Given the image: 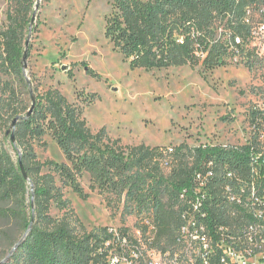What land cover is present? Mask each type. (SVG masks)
I'll return each instance as SVG.
<instances>
[{
    "label": "trees",
    "instance_id": "obj_1",
    "mask_svg": "<svg viewBox=\"0 0 264 264\" xmlns=\"http://www.w3.org/2000/svg\"><path fill=\"white\" fill-rule=\"evenodd\" d=\"M7 1L6 26L0 31V72L23 81L21 62L34 1ZM249 10L264 18V0H113L105 17L104 37L132 70L201 66L204 75L225 65L228 45L217 38V20L230 30L232 45L239 48L252 37L246 23ZM246 58L251 70L257 59L254 49L247 51ZM81 65L99 79L86 63ZM35 98L30 118L16 126L15 146L5 136L0 112V201L7 205L1 214L18 223L26 234L3 264H106V243L112 234L106 228L100 234L85 232L63 197L68 188L81 200L88 198L79 182L83 174L88 175L92 192L123 201L129 213H149L155 228L152 245L162 253L166 249L159 245L161 241H177L183 214H193L196 204V226H202L215 244L227 243L224 237L235 238L239 231L250 239V246H262L264 253V155L260 156L263 180L261 185L256 182V188L251 166L252 155L262 153L260 147L200 146L194 149L189 164L182 145L169 153L168 148L125 145L110 137L105 128L93 132L80 108L69 104L58 90L35 92ZM97 98L88 94L84 101L89 105ZM30 106L26 104L22 116ZM10 116L13 120L20 115L16 109ZM46 135L56 143L65 163L37 159L32 141ZM18 151L28 180L19 168ZM167 168L168 174L164 172ZM197 175L201 184L194 181ZM229 190L239 202L231 200ZM253 193L247 202L252 206L248 212L243 206ZM132 205L135 209H129ZM52 207L68 212V216L54 218ZM121 235V239L127 237L125 232ZM4 259L0 257V262ZM220 259L211 262L218 264Z\"/></svg>",
    "mask_w": 264,
    "mask_h": 264
},
{
    "label": "rangeland",
    "instance_id": "obj_2",
    "mask_svg": "<svg viewBox=\"0 0 264 264\" xmlns=\"http://www.w3.org/2000/svg\"><path fill=\"white\" fill-rule=\"evenodd\" d=\"M33 1L35 7L37 0ZM112 2L39 0L26 60V77L34 94L58 90L69 104L80 108L93 132L105 128L110 137L120 139L125 145L172 149L182 145L189 164L193 161L194 149L200 146L260 147L258 138L264 130L260 123L254 126L256 102L264 101V52L261 54L264 45H258L262 56L253 47L252 39L239 48L234 47L230 30L217 20V38L228 45L222 67L206 71L204 75L201 66L152 72L132 70L104 37L105 17L111 12ZM8 9V1L0 0V31L6 26ZM246 23L252 31L264 23V18L260 12L249 10ZM28 34L29 27L25 40ZM252 49L257 59L249 70L246 54ZM81 63H86L99 79L87 74ZM88 94L98 96L89 105L84 101ZM29 103L25 79L21 81L16 75L0 72L4 132L10 127L11 111L17 109L22 116ZM32 147L41 162H66L48 135L32 141ZM169 170L164 172L168 174ZM79 182L88 198L83 201L71 189H64L63 197L70 203V211L87 233L100 234L101 229H108L112 239L106 246H112L110 253L119 257L122 264H145L147 252H161L152 245L155 228L149 213H129L123 201L92 192L87 174H83ZM250 199L246 197L243 206L248 212L252 208L247 203ZM181 202L184 206L185 202ZM5 207L7 205L0 201V257L3 259L10 253V247L24 236L18 223L2 216L1 210ZM50 214L57 219L68 216V212L54 207ZM123 232L127 235L126 245L120 241ZM235 235V238L225 236L228 242L221 245L229 264H264L263 253L252 254L253 251L248 250L250 239L239 231ZM175 236L181 238L180 231H176ZM190 243L186 239L169 243L162 240L159 245L164 246L166 253L158 257L165 260L174 254L177 258L183 246L195 245ZM212 246L216 245L212 242ZM213 249L217 253L216 247Z\"/></svg>",
    "mask_w": 264,
    "mask_h": 264
},
{
    "label": "built area",
    "instance_id": "obj_3",
    "mask_svg": "<svg viewBox=\"0 0 264 264\" xmlns=\"http://www.w3.org/2000/svg\"><path fill=\"white\" fill-rule=\"evenodd\" d=\"M251 36H252L251 39L254 42L253 47L256 48L257 52H259L260 54L258 45H264V24H260L258 25L257 28L252 30ZM255 42L257 43L255 44ZM237 43H239L238 39H237ZM263 52L264 49H262L261 54H263ZM256 112H257V115L255 117L256 124L254 128H256L257 124L260 123L264 130V101L256 102ZM258 142L260 143V149L262 150L261 151L262 153L252 155L251 157V161H252L251 166L253 168V173H254V180H253L254 183H252V185H254L255 188H256V182H259V184L261 185V181L263 180V176H261L262 162L260 161V156L264 155V132L260 133ZM252 146L253 149L257 148L255 145ZM172 151H173L172 148H168L169 153H171ZM194 181L201 184L200 175L195 176ZM228 194H230V190L228 191ZM254 195L255 193L251 194L249 197L253 198ZM182 196L183 195H181V198H183ZM235 199H237L238 202L240 201L237 196L235 195L231 196V200H235ZM198 207L199 204L194 205L193 214H188V215L187 213L183 214L184 224L180 229L181 238L179 237L177 239V241L179 242L186 239L191 242L190 244L192 245L195 244V245L183 246L182 250L180 251V254L177 255V258H175L174 257L175 255L170 252L172 255L165 260L159 258L158 255L164 256L166 252L162 253L158 250L157 252L150 250L149 253L147 252L145 264H212L211 259L216 261L218 257L221 258L220 263L218 264H229L227 253L221 248V245L218 246V244H215L211 240V238L206 234L205 229L202 226H200V228H197L196 220L194 218V212H196ZM250 230H252V228H250ZM249 233L251 232L249 231ZM120 241L123 243V245L127 244L126 238H122ZM212 242L216 246H212ZM106 247L109 248L106 264H122L121 259L119 257L112 255L110 253L112 246H106ZM123 247L128 248L129 246H123ZM215 247L217 253L213 251L214 250L213 248ZM261 249L262 246L261 247L248 246V250L253 251L252 254L263 253Z\"/></svg>",
    "mask_w": 264,
    "mask_h": 264
},
{
    "label": "water",
    "instance_id": "obj_4",
    "mask_svg": "<svg viewBox=\"0 0 264 264\" xmlns=\"http://www.w3.org/2000/svg\"><path fill=\"white\" fill-rule=\"evenodd\" d=\"M38 7H39V0L36 1V4H35V7H34V10H33V13H32V16H31V19H30V26H29V34L25 40V44H24V52H23V56H22V75L25 79V82H26V85H27V90H28V93H29V96H30V102H31V106L30 108L28 109L27 113L25 114V116H16L12 121H11V124H10V127L8 128V130L6 131L5 133V136L9 138L10 140V143L12 145L15 146L16 144V140H15V130H16V126L19 122L21 121H27L34 108H35V104H36V98H35V94L32 90V86H31V83L29 81V79L26 77V68H27V64H26V60H27V54H28V46H29V40H30V34H31V28L34 24V21H35V17H36V13H37V10H38ZM18 158H19V168L21 170V173L23 175V177L28 180V177L25 173V170H24V167H23V164L21 162V156H20V153L18 151ZM31 193H32V198H31V206H32V209H33V187L31 186ZM33 222H34V216L32 215V218H31V222H30V225H29V229L32 227L33 225ZM26 235V234H25ZM25 235L23 236V238L13 247V249L11 250V252L8 254V256L2 261L0 262V264H3L9 257L10 255L13 253V251L17 248V246L20 244V242L24 239Z\"/></svg>",
    "mask_w": 264,
    "mask_h": 264
}]
</instances>
